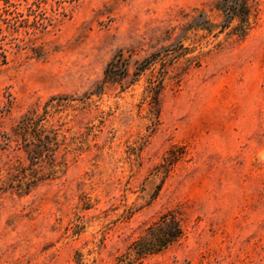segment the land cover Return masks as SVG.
Here are the masks:
<instances>
[{"label":"rangeland","instance_id":"obj_1","mask_svg":"<svg viewBox=\"0 0 264 264\" xmlns=\"http://www.w3.org/2000/svg\"><path fill=\"white\" fill-rule=\"evenodd\" d=\"M212 1L0 0V134L46 109L59 144L53 168L0 152V264H125L167 213L183 237L137 264H264V0L242 40L188 33L175 65L200 67L169 72L157 106L149 71L92 93L118 51L175 47L196 10L220 22Z\"/></svg>","mask_w":264,"mask_h":264},{"label":"trees","instance_id":"obj_2","mask_svg":"<svg viewBox=\"0 0 264 264\" xmlns=\"http://www.w3.org/2000/svg\"><path fill=\"white\" fill-rule=\"evenodd\" d=\"M7 3L9 2L6 1L5 4ZM209 11L215 13L216 18L220 19V22H213L204 11L196 10L194 15L189 17L187 15V19L183 23L171 29L173 33L176 31L180 33L173 48H162L142 60H133L132 52L128 56H125L123 50L118 51L104 68L103 78L99 83H96L92 93L99 94L107 84L112 86L118 85L121 91H124L135 85L139 81L140 76L149 71L150 77L144 89L143 100L151 107L153 105L157 106L160 93L165 87L164 81L168 77L169 72L176 71V75L181 76L192 68L200 67V55L186 58L184 65L181 67H176L175 65L176 58H180L193 51L191 48L183 47L182 44L183 40L189 38L187 37L188 33L202 32L206 35H213V37L225 34V41L233 38L242 40L252 29L253 20L256 16L253 0H214L210 4ZM233 22H236V24L233 25ZM191 44L195 47L198 41L194 39L191 41ZM6 52L4 46L0 45V64L6 63ZM193 62L195 63L193 64ZM8 104L10 107L11 101ZM46 114L47 110L44 109L43 115H37L36 111H32L21 117L16 125V129L13 130V135L16 137L8 133L0 134V152H10V150L11 152L20 151L22 149L29 166L36 165L39 160H42L43 156L51 153L49 155L51 156L50 166L53 168V159L59 144L54 130L45 134V131L39 128ZM156 116L158 117V115ZM27 135L32 137L30 142L26 141ZM53 146L55 147L53 148ZM16 161L18 165H21L18 157ZM31 184L32 182H29L26 186L29 187ZM160 222L164 224V227L158 228L160 226H157L158 223H155L147 229L144 237L139 238L130 245L129 249L132 253L128 254L125 264H137L147 255L159 253L183 237V230L175 215L167 213L160 218ZM156 227L158 229H155ZM131 256L133 258H130Z\"/></svg>","mask_w":264,"mask_h":264}]
</instances>
